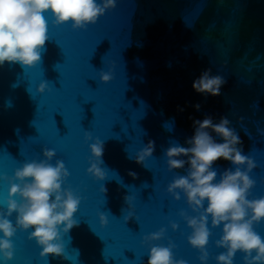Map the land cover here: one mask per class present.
I'll return each mask as SVG.
<instances>
[{
  "label": "water",
  "instance_id": "obj_1",
  "mask_svg": "<svg viewBox=\"0 0 264 264\" xmlns=\"http://www.w3.org/2000/svg\"><path fill=\"white\" fill-rule=\"evenodd\" d=\"M48 34L40 64L0 68V174L12 176L24 162L43 159V148L55 149L52 163L63 160L70 173L64 186L81 197L74 214L79 226L62 237L67 259L41 257L28 238L31 229L18 230L7 264H146L143 237L162 227L165 236L152 243L167 246L171 240L176 259L200 264L180 212L198 214L183 193L176 200L166 190L185 172L169 171L164 151L174 143L187 146L193 120L226 116L243 154L257 164L249 173L256 183L248 198L264 196V135L258 131L264 129V0H118L86 30L49 21ZM110 67L113 79L101 82L100 70ZM205 68L224 76L219 96L192 89ZM43 80L49 89L41 94L36 89ZM85 131L104 143V181L87 173L91 141L85 142ZM148 140L155 141V151L142 166L133 158ZM213 167L219 179L233 165L221 159ZM7 194L8 184L0 180V207ZM125 195L134 197V217L127 222ZM10 219L15 222V213ZM171 222L178 224L175 231ZM209 228L208 264H216L224 251L214 243L222 225L212 228L209 219ZM256 231L264 237V221ZM234 264H243L241 253Z\"/></svg>",
  "mask_w": 264,
  "mask_h": 264
},
{
  "label": "clouds",
  "instance_id": "obj_2",
  "mask_svg": "<svg viewBox=\"0 0 264 264\" xmlns=\"http://www.w3.org/2000/svg\"><path fill=\"white\" fill-rule=\"evenodd\" d=\"M117 3L118 0H0V68L6 64L21 68L40 64L50 39L49 21L53 27L70 24L73 30H86ZM112 67L108 71L100 70L101 82L113 79ZM225 83L224 76L214 75L210 68H205L193 79L192 89L205 97L219 96ZM48 89V81L43 80L36 90L43 94ZM194 107L200 109L199 104ZM193 129V134L185 140L187 146L174 143L164 151L168 170L185 172L174 176L167 192L176 200L183 193L189 208L198 214L189 216L183 210L180 212L191 229L188 243L199 251L200 264H208L210 219L212 228L222 225L220 238L214 243L224 251L215 256L216 264H234L237 252L242 254L243 264H264V237L256 231V226L264 221V196L248 198L256 183L249 175L257 167L256 162L243 154L241 138L226 116L218 121L211 115L193 120ZM258 131L264 135V129ZM84 138L86 143L91 141L87 173L104 181L107 176L103 167L104 143L87 131ZM154 151L155 141L148 140L133 159L144 166ZM42 156L43 159L24 162L12 176L0 174V180L8 184L5 207H0V260L4 264L14 256L11 238L18 230L29 229L28 238L41 248V257L67 259L62 237L79 226L74 214L81 197L70 186H64L69 171L61 159L52 163L55 149L43 148ZM221 159L233 167L224 169L217 179L218 171L213 165ZM129 175L136 177L135 172L130 171ZM100 191L107 193V188L102 184ZM133 199L124 196L128 206L125 222L134 217ZM14 213L13 223L10 218ZM98 218L101 226L108 223L105 213H98ZM170 227L175 231L178 224L171 222ZM165 232L162 227L143 237L142 243L149 246L146 264H187L174 257L175 244L171 240L167 246L152 243L162 239Z\"/></svg>",
  "mask_w": 264,
  "mask_h": 264
},
{
  "label": "snow or ice",
  "instance_id": "obj_3",
  "mask_svg": "<svg viewBox=\"0 0 264 264\" xmlns=\"http://www.w3.org/2000/svg\"><path fill=\"white\" fill-rule=\"evenodd\" d=\"M85 102H87V100H85ZM78 108H79V112H80V114H81V113H82V111H83V109L81 108V106H80V105L78 106ZM92 111H93V112H94V114H95L94 107H93ZM142 115H143V112H142V114H140V115H139V118H140V116H142ZM81 118H82V116H81ZM57 131H58V129H57Z\"/></svg>",
  "mask_w": 264,
  "mask_h": 264
}]
</instances>
